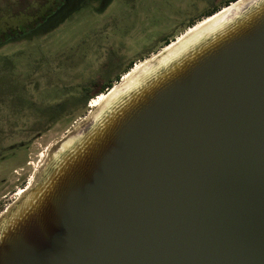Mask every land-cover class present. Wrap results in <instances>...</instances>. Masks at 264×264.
Wrapping results in <instances>:
<instances>
[{
	"label": "water",
	"instance_id": "1",
	"mask_svg": "<svg viewBox=\"0 0 264 264\" xmlns=\"http://www.w3.org/2000/svg\"><path fill=\"white\" fill-rule=\"evenodd\" d=\"M57 150L0 264H264V0Z\"/></svg>",
	"mask_w": 264,
	"mask_h": 264
},
{
	"label": "rangeland",
	"instance_id": "2",
	"mask_svg": "<svg viewBox=\"0 0 264 264\" xmlns=\"http://www.w3.org/2000/svg\"><path fill=\"white\" fill-rule=\"evenodd\" d=\"M228 1L0 0V223L92 123L103 86Z\"/></svg>",
	"mask_w": 264,
	"mask_h": 264
},
{
	"label": "bare ground",
	"instance_id": "3",
	"mask_svg": "<svg viewBox=\"0 0 264 264\" xmlns=\"http://www.w3.org/2000/svg\"><path fill=\"white\" fill-rule=\"evenodd\" d=\"M253 1L256 0H237L231 2L229 5L224 6L211 16L209 15V17L194 25L184 35L176 38L165 48L161 49L158 54L156 53L152 57L142 61V63H139L136 66L134 65L135 67L129 70V72L126 73L117 84L108 89L107 92L100 93L98 96L92 99L90 102V106L93 109L91 113H94L95 110L98 109L97 112H95L92 116V120L101 116V114L104 113L118 97L135 86V84H137L141 78L149 74L159 65L164 64L178 56L183 50L196 44L211 32H214L219 26L237 16V14H239L243 8ZM73 136L74 135L68 137V139L65 140L58 149L63 150L69 146ZM57 151L58 150L55 151V154ZM31 187L32 184L26 186L19 196H22Z\"/></svg>",
	"mask_w": 264,
	"mask_h": 264
},
{
	"label": "trees",
	"instance_id": "4",
	"mask_svg": "<svg viewBox=\"0 0 264 264\" xmlns=\"http://www.w3.org/2000/svg\"><path fill=\"white\" fill-rule=\"evenodd\" d=\"M234 1H236V0H229L226 4H225V6L226 5H229L231 2H234ZM224 7V6H223ZM223 7H218V8H216V9H214L211 13H209V14H207L206 15V18L207 17H209V15L211 16L212 14H214L216 11H218V10H220V9H222ZM45 16V15H44ZM193 25H194V23H193ZM192 25V26H193ZM190 27V26H189ZM24 35H25V33H24ZM19 37H21V36H15V37H13V38H19ZM12 39V38H11ZM167 44H170L169 42L167 43ZM132 67V66H131ZM112 84V82H110V84L109 85H111ZM109 85L108 86H103L102 88H101V90H100V92L99 93H103L104 91H105V87L106 88H108L109 87ZM110 89V88H109ZM98 93V94H99ZM90 96V95H89Z\"/></svg>",
	"mask_w": 264,
	"mask_h": 264
},
{
	"label": "flooded vegetation",
	"instance_id": "5",
	"mask_svg": "<svg viewBox=\"0 0 264 264\" xmlns=\"http://www.w3.org/2000/svg\"><path fill=\"white\" fill-rule=\"evenodd\" d=\"M55 13H57V10L54 11V13L52 14V16L55 15ZM47 18H50V16L47 17ZM47 18H46V19H47ZM21 33H23V34H24V33H27V29L21 30V32H20L19 34L17 33V36H22L23 34H21Z\"/></svg>",
	"mask_w": 264,
	"mask_h": 264
}]
</instances>
